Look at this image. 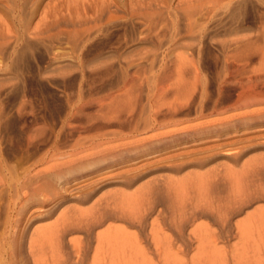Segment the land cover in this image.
I'll list each match as a JSON object with an SVG mask.
<instances>
[{"label": "rangeland", "instance_id": "1", "mask_svg": "<svg viewBox=\"0 0 264 264\" xmlns=\"http://www.w3.org/2000/svg\"><path fill=\"white\" fill-rule=\"evenodd\" d=\"M0 235V264H264V0H0Z\"/></svg>", "mask_w": 264, "mask_h": 264}, {"label": "bare ground", "instance_id": "2", "mask_svg": "<svg viewBox=\"0 0 264 264\" xmlns=\"http://www.w3.org/2000/svg\"><path fill=\"white\" fill-rule=\"evenodd\" d=\"M247 87V86H246ZM245 93L243 92L242 94H240L238 97L240 98V97H243V95H244ZM246 94H248V93H246ZM251 94V93H250ZM252 95H254V94H252ZM256 95V94H255ZM247 97V96H246ZM246 97H244V98H246ZM253 97V96H252ZM256 97V96H255ZM254 97V98H255ZM249 98V97H248ZM257 98V97H256ZM258 99V98H257ZM256 99V100H257ZM260 99V98H259ZM258 99V100H259ZM248 100V99H247ZM246 100V101H247ZM251 100V99H250ZM255 100V99H254ZM253 100V101H254ZM261 100V99H260ZM244 101V100H243ZM252 101V100H251ZM250 101V102H251ZM245 102V101H244ZM255 102V101H254ZM257 102V101H256ZM241 103V102H240ZM239 103V104H240ZM247 103V102H246ZM253 103V102H252ZM242 104V106H243V103H241ZM253 105H254V103H253ZM236 106H238V105H236ZM262 112V111H261ZM34 177V176H33ZM29 179H27V181H28ZM33 180V179H32ZM44 183V182H43ZM29 184L31 185V186H33V187H31L32 188V193L34 192V194L35 193H37L38 194V192H40V186L38 185V187H37V185H36V183L35 182H29ZM29 184H26V185H29ZM39 184V183H38ZM26 185H24L23 183H22V185H20L19 186V184H18V188H16V190H17V192H16V194L14 195L15 196V199H12V201L14 200V204H13V206H15L14 207V209H16V207H18L20 204V206H22V207H20L19 206V210H18V212H20L21 211V209L23 208V202H24V198H25V195H26V187L28 188V186H26ZM30 187V186H29ZM30 188V189H31ZM28 190V189H27ZM28 194V193H27ZM37 194H35V195H37ZM27 196V195H26ZM12 198H14L13 196H12ZM27 198V197H26ZM21 208V209H20ZM17 213V212H16ZM115 214V213H114ZM102 216H104L103 215V213H101V214H99V216H98V218H95V220L93 221V219L88 223V224H86L87 226H90V224H92V223H98V222H101V219H102ZM97 217V216H96ZM17 220V219H16ZM14 223V222H13ZM78 223V222H77ZM80 224H82L81 222H79V224H76V227H78V225H80ZM82 225H84V223L82 224ZM96 225V224H95ZM75 226V225H74ZM85 226V225H84ZM82 227V226H81ZM91 227H92V225H91ZM10 232V231H9ZM3 233V232H2ZM7 235V234H6ZM1 236V235H0ZM4 236H5V234H4ZM1 239V238H0ZM3 239V238H2ZM1 239V240H2ZM5 239V238H4ZM6 242V241H5ZM10 256V255H9Z\"/></svg>", "mask_w": 264, "mask_h": 264}]
</instances>
